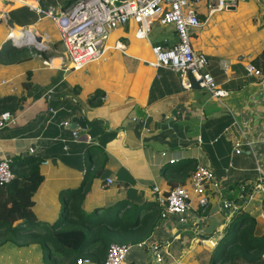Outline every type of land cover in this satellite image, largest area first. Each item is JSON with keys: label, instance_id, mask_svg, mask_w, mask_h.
<instances>
[{"label": "crops", "instance_id": "0c3cea01", "mask_svg": "<svg viewBox=\"0 0 264 264\" xmlns=\"http://www.w3.org/2000/svg\"><path fill=\"white\" fill-rule=\"evenodd\" d=\"M29 1L55 9L69 5V0ZM19 4L32 9L23 0H0V18ZM198 8L202 23L192 29V45L205 53L207 70L227 89L219 98L196 83L184 87L177 71L152 63L153 44L176 40L172 26L158 22L148 38L137 37L133 19L115 27L104 42L103 55L80 69L70 68L66 59L58 57L61 52L47 57L33 52L30 59L12 64L0 61V97L24 96L12 112L14 121L0 130V159L16 155L41 159L43 180L33 196L38 219L57 220L67 203L64 190L82 185L88 169L93 176L82 200L86 213L128 200L129 208L157 201L154 186L162 192L181 183L190 187L196 164L212 168L214 180L206 187V205L201 207L193 199L182 218L174 213L160 215L152 233L143 243L132 245L123 264H152L149 247L166 240L181 219L200 218L205 223L211 216L212 224H221V201L235 198L238 188L248 189L264 175V73L254 75L245 67L250 61L264 72V0L238 1L210 15L202 4ZM17 26L0 22V47L9 38L12 42L10 32L20 28L37 31L46 47L60 38L49 17L37 16L36 21ZM50 57L52 63H45ZM27 70L32 71L29 87L22 83ZM93 92L99 95L91 100ZM74 115L86 121L85 129L62 123ZM242 135L249 143L244 142L237 153L233 139ZM89 145L97 150L89 153ZM263 193L258 186L237 201V212L257 216L258 235L264 232ZM188 238L182 236L161 250L162 263L211 264L218 242L187 248ZM263 254L255 261L235 257L231 264H264ZM0 264L46 263L40 243L15 238L0 244Z\"/></svg>", "mask_w": 264, "mask_h": 264}, {"label": "trees", "instance_id": "16d2710c", "mask_svg": "<svg viewBox=\"0 0 264 264\" xmlns=\"http://www.w3.org/2000/svg\"><path fill=\"white\" fill-rule=\"evenodd\" d=\"M73 1L69 0L66 4ZM1 16V23L20 26L26 21H36L38 14L27 5L19 4ZM63 48L60 38L50 43L49 47L37 49L25 40L13 43L9 38L0 47V61L5 64L22 62L30 59L33 52L47 57L62 53ZM31 72L25 71L22 77L25 87L30 86ZM194 83L196 81L192 78ZM98 95L99 92L91 93V100ZM23 99V95L1 96L0 113L4 110L15 111ZM96 150L97 147L89 145V153ZM40 162L36 155H16L9 159L14 176L9 183L0 185V244L6 239L14 241L17 236L26 233L25 242L41 244L46 264H74L79 257L101 264L111 243H142L157 225L161 211L157 201L140 202L129 208L127 204L131 201L128 200L86 213L82 209V200L93 176L89 169L82 185L64 190L67 203L57 220L47 222L38 219L33 212V196L43 180ZM256 221L257 216L246 211L237 212L230 223L232 229L228 227L224 239L214 247L211 264H231L235 257L248 261L259 259L264 252V232L257 234Z\"/></svg>", "mask_w": 264, "mask_h": 264}, {"label": "built area", "instance_id": "2783aa9c", "mask_svg": "<svg viewBox=\"0 0 264 264\" xmlns=\"http://www.w3.org/2000/svg\"><path fill=\"white\" fill-rule=\"evenodd\" d=\"M28 2L30 7L39 17L53 19L58 28L63 51L58 56L66 59L73 69H80L87 62L101 57L106 49L104 42L115 27L125 24L130 19L137 22L136 35L139 38H148L154 22L160 25H171L176 40L169 42L167 38L160 43L151 46L153 53L152 63L158 67H166L177 71L184 87H192V78L196 83L211 95L219 98L227 94V89L222 87L207 70L208 58L205 53L196 50L192 45V29L201 25L202 21L198 14V7L202 4L207 15L212 12L235 5L242 0H74L61 9L44 7L37 2ZM117 1L119 3L117 4ZM10 37L16 41V37L10 32ZM19 37H25V42L34 44L35 37L28 28L21 30ZM45 44V41H42ZM46 45V44H45ZM53 58L45 59L47 64L52 63ZM249 73L263 75V71L250 61L245 64ZM192 77V78H191ZM14 115L9 110L0 113V130L14 121ZM68 120L63 121L64 125ZM72 135L77 137V131ZM235 137L233 150L240 152L244 142L249 140ZM200 140V137H197ZM33 151V148L31 149ZM259 171L261 168L258 166ZM14 176L13 170L6 158L0 159V185L9 183ZM214 173L209 165L198 163L190 177V187L177 184L166 192L160 191L157 186L153 187L156 199L161 207V217L169 214H177L181 218L188 212L194 199L201 207L208 201L206 187L213 183ZM108 183L112 178L106 179ZM259 187L264 190V183ZM143 243V242H142ZM133 243H111L106 258L101 264H123ZM264 256V254H263ZM90 261L88 258H77V264Z\"/></svg>", "mask_w": 264, "mask_h": 264}, {"label": "water", "instance_id": "95a60500", "mask_svg": "<svg viewBox=\"0 0 264 264\" xmlns=\"http://www.w3.org/2000/svg\"><path fill=\"white\" fill-rule=\"evenodd\" d=\"M119 1H117V4ZM32 32H35L34 44L38 45L40 48H45L46 45L42 43L41 35L35 31L34 29H30ZM25 37L17 38L16 41H12L13 43L23 42ZM87 126L86 121L80 115H74L71 117L68 122V127L71 129H77L78 127L81 129H85ZM264 183V175L260 177H256L253 183H251L248 189H243L242 187L238 188L237 194L233 199H223L220 203L222 212L224 213V219L221 224L214 225L212 224L213 218L210 216L207 218L205 223H203L202 219L197 218L194 221L181 219L175 226L170 228L169 237L162 241L158 242L154 245H151L148 249V256L152 264H164L162 263L160 257L158 256L161 250H165L169 244L174 242L176 239H181L182 236L189 237L187 240L188 247L192 248L196 243L203 242L204 244L210 246L219 242V239L222 240L227 234L228 227L233 220L234 214L239 210L240 204H237V201L240 198H245L249 195L254 188H257L260 184ZM197 223V224H195ZM212 229L205 228L206 226H212ZM223 235L220 237V235ZM172 262L165 263L171 264Z\"/></svg>", "mask_w": 264, "mask_h": 264}, {"label": "bare ground", "instance_id": "6f19581e", "mask_svg": "<svg viewBox=\"0 0 264 264\" xmlns=\"http://www.w3.org/2000/svg\"><path fill=\"white\" fill-rule=\"evenodd\" d=\"M18 3V2H17ZM33 33V35H32V37H35V32H32ZM12 35H14L16 38H18L20 35H22L21 34V28L20 29H17V30H15L14 31V33H12Z\"/></svg>", "mask_w": 264, "mask_h": 264}, {"label": "rangeland", "instance_id": "374dc122", "mask_svg": "<svg viewBox=\"0 0 264 264\" xmlns=\"http://www.w3.org/2000/svg\"><path fill=\"white\" fill-rule=\"evenodd\" d=\"M153 58H154V56H153ZM261 193V192H260ZM258 195H260L259 193H258ZM229 229H232V226H231V224L229 225ZM20 238V240H24L25 239V237H19V236H17V239H19ZM15 240V239H14Z\"/></svg>", "mask_w": 264, "mask_h": 264}]
</instances>
